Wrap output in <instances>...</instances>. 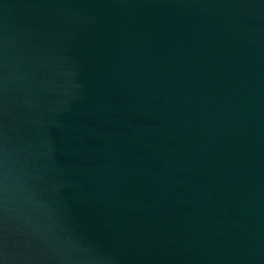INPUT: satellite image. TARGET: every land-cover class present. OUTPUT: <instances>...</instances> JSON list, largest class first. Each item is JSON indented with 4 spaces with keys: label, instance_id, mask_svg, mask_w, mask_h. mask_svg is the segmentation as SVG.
<instances>
[{
    "label": "water",
    "instance_id": "95a60500",
    "mask_svg": "<svg viewBox=\"0 0 264 264\" xmlns=\"http://www.w3.org/2000/svg\"><path fill=\"white\" fill-rule=\"evenodd\" d=\"M0 264H264V0H0Z\"/></svg>",
    "mask_w": 264,
    "mask_h": 264
},
{
    "label": "snow or ice",
    "instance_id": "6c2138e0",
    "mask_svg": "<svg viewBox=\"0 0 264 264\" xmlns=\"http://www.w3.org/2000/svg\"><path fill=\"white\" fill-rule=\"evenodd\" d=\"M0 243H3V241H2V240H0Z\"/></svg>",
    "mask_w": 264,
    "mask_h": 264
}]
</instances>
